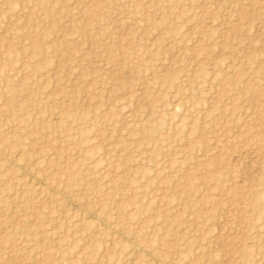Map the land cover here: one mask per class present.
Returning <instances> with one entry per match:
<instances>
[{
    "label": "rangeland",
    "instance_id": "374dc122",
    "mask_svg": "<svg viewBox=\"0 0 264 264\" xmlns=\"http://www.w3.org/2000/svg\"><path fill=\"white\" fill-rule=\"evenodd\" d=\"M0 264H264V0H0Z\"/></svg>",
    "mask_w": 264,
    "mask_h": 264
},
{
    "label": "bare ground",
    "instance_id": "6f19581e",
    "mask_svg": "<svg viewBox=\"0 0 264 264\" xmlns=\"http://www.w3.org/2000/svg\"><path fill=\"white\" fill-rule=\"evenodd\" d=\"M11 164H12V162H11ZM61 193H62V192H61ZM61 193H60V194H61ZM65 197H66V196H65ZM68 199H70V198H68ZM71 203H72V202H71ZM73 203H74V202H73ZM68 204H70V203H68ZM72 205H73V204H72ZM75 207H76V206H75ZM77 207H78V206H77ZM81 209H82V208H81ZM83 210H85V209H83ZM93 217H94V215H93ZM93 217H92V218H93ZM93 219H94V218H93ZM104 223H105V222H104ZM102 226H103V225H102ZM109 226H110V225H109ZM112 230H113V229H112ZM124 237H125V236H124ZM125 240H126V239H125ZM130 241H131V240H130ZM130 241H129V242H130ZM147 254H148V253H147ZM157 260H158V259H157Z\"/></svg>",
    "mask_w": 264,
    "mask_h": 264
}]
</instances>
